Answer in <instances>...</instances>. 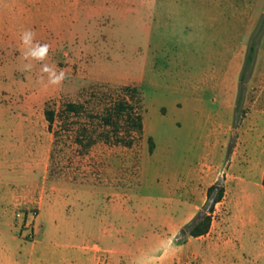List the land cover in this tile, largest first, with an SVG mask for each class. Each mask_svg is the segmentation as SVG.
Here are the masks:
<instances>
[{
    "label": "rangeland",
    "instance_id": "rangeland-1",
    "mask_svg": "<svg viewBox=\"0 0 264 264\" xmlns=\"http://www.w3.org/2000/svg\"><path fill=\"white\" fill-rule=\"evenodd\" d=\"M262 4L0 0V264H46L37 262L44 254L54 260L63 252L51 244L61 246L72 232L67 221L98 232L100 264H191L187 248L178 256L179 243L193 236L182 230L204 204L207 181L215 174L226 181L232 111ZM25 30L50 46L30 71ZM43 64L63 69L62 84H47ZM98 83L141 89L143 134L130 145L87 147L75 133L56 142L46 108L85 99ZM258 194L264 202V191ZM236 205L227 192L213 221L235 223Z\"/></svg>",
    "mask_w": 264,
    "mask_h": 264
},
{
    "label": "crops",
    "instance_id": "crops-1",
    "mask_svg": "<svg viewBox=\"0 0 264 264\" xmlns=\"http://www.w3.org/2000/svg\"><path fill=\"white\" fill-rule=\"evenodd\" d=\"M260 14L264 12L261 5ZM245 104L249 106L237 130V137L227 160L226 194L231 191L237 199L235 223L226 225L224 218L212 222L210 230L199 236H190L179 243V254L186 248L192 258L191 264H264V202L258 192L264 191V36L260 43L255 68L248 83ZM235 107L232 113L235 115ZM222 166L224 147L220 148ZM215 176L207 181V187L218 181ZM230 183L231 189H228ZM207 196V195H206ZM224 197V198H225ZM223 200L219 203H222ZM95 210L97 209H93ZM96 215V216H95ZM99 220V213H93ZM61 225V224H60ZM71 229L70 236L61 246L56 244L63 254L50 259L42 255L37 262L46 264H100L98 251H95L99 234L89 235L86 221L77 225L67 221L63 226ZM100 229V222L91 228ZM109 229L116 228V223ZM68 235V234H67ZM93 247V248H92ZM34 257H32L33 260ZM31 259V258H30ZM175 260V257H174Z\"/></svg>",
    "mask_w": 264,
    "mask_h": 264
},
{
    "label": "trees",
    "instance_id": "trees-1",
    "mask_svg": "<svg viewBox=\"0 0 264 264\" xmlns=\"http://www.w3.org/2000/svg\"><path fill=\"white\" fill-rule=\"evenodd\" d=\"M263 36L264 12L248 44L240 73L234 115L235 128L240 126L243 116L246 114L244 104L248 82L255 68L258 49ZM88 90L86 91L89 95L85 99L65 101L59 110L52 106L46 108V118L49 121L50 128L54 130L56 142L64 135L73 136L75 133V140L87 147L98 140L130 145L137 135L141 136L143 134L145 128V99L138 86L98 83L92 85ZM57 118L60 119V126L54 128ZM83 118H88L92 124H84L81 121ZM78 121L80 122L79 125H77ZM94 123L97 125L91 128ZM237 134L236 130L233 134L232 147ZM225 194L226 186L223 176L208 187L204 204L183 227L182 232L185 237L190 235L199 236L210 230L216 206L224 199Z\"/></svg>",
    "mask_w": 264,
    "mask_h": 264
},
{
    "label": "clouds",
    "instance_id": "clouds-1",
    "mask_svg": "<svg viewBox=\"0 0 264 264\" xmlns=\"http://www.w3.org/2000/svg\"><path fill=\"white\" fill-rule=\"evenodd\" d=\"M35 33L31 30H25L21 33L20 41L23 47L22 57L26 61L24 64V71H30L33 67L31 61H45L49 52L48 44H41L34 39ZM41 72L47 75V84L52 86H58L62 84L66 78V74L61 69L59 72L52 66L48 64H43L41 67ZM41 82L44 80V76L40 77Z\"/></svg>",
    "mask_w": 264,
    "mask_h": 264
}]
</instances>
